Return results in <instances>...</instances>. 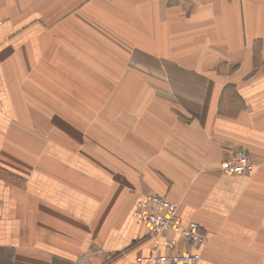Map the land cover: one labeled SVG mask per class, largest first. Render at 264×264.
I'll return each instance as SVG.
<instances>
[{"label": "crops", "instance_id": "obj_1", "mask_svg": "<svg viewBox=\"0 0 264 264\" xmlns=\"http://www.w3.org/2000/svg\"><path fill=\"white\" fill-rule=\"evenodd\" d=\"M75 5L80 19L61 21ZM0 22L5 263L142 264L156 239L132 213L154 194L201 226L200 264H264V0H0ZM94 22L148 45L146 66L114 63L121 106L99 113L96 141L77 122L88 97L69 107L60 73L78 69L85 88L108 63L61 48L59 33ZM240 151L253 171L224 176Z\"/></svg>", "mask_w": 264, "mask_h": 264}, {"label": "rangeland", "instance_id": "obj_2", "mask_svg": "<svg viewBox=\"0 0 264 264\" xmlns=\"http://www.w3.org/2000/svg\"><path fill=\"white\" fill-rule=\"evenodd\" d=\"M77 5H75L74 7H70V9H61L58 14L59 18L62 17V19L60 20L67 21V18L72 15L71 13H73L77 19H80L78 10H80L82 7L76 8ZM52 25L46 24L45 26L50 28ZM75 25L76 29L73 30V26L71 24H63L64 27L59 31L61 37V48H66L69 44L70 46H73L72 44H74L73 47H75L76 53H78L79 50L84 51L85 49L90 55L93 56V59L96 63H108L106 66V70L109 71L103 70L102 72H93V78L97 80L90 81L88 82V84L86 83L85 88H83V84L85 82H83V80H81L78 76V69H75L74 73L70 72L69 77L67 74L68 71L66 69H62V72L60 73V85L61 88L65 90L62 95L64 96L65 100H67L68 97L69 103H71L69 107H71L76 102L81 103L80 99L82 96L88 97L89 103L86 104L88 113L86 118L87 120L83 118L78 119L77 122L83 123L84 121H86L87 123H92V127L89 128V130H91L90 138L92 141H96L99 138V113L105 112L107 110V113L114 114L117 108L121 106V104L116 102V96L118 94L117 88L113 86L114 82L110 81V79L115 78V76L119 74L116 72H111L117 69V66H115L114 63L119 64L121 62L120 55L122 52L124 55V61L122 62V65L139 63L143 66H146L148 61L147 39L137 37L136 35V39L133 37L132 39H130L129 37H127L126 32L119 33L111 27L105 29L96 22L89 23V27H86V31H84V29L81 30L78 24ZM68 28L70 31L69 35L72 40H69L67 38ZM67 58L68 57L66 54H62V63L67 64ZM141 68L146 69V67ZM69 71H72V67L69 69ZM72 75L76 76V88L72 85ZM69 85L70 87H67ZM73 101L75 102L73 103ZM63 106L66 107L67 104ZM75 106L78 109L82 108L84 105L77 103ZM52 121L57 122L60 125L61 129L66 128L62 126L64 122L68 123V121L62 118L58 120L55 116L52 117ZM94 123L96 124L95 126H93ZM5 255L6 254H3L2 251H0V264H10L9 262H4L5 260L9 261V259L11 258H7V255Z\"/></svg>", "mask_w": 264, "mask_h": 264}, {"label": "built area", "instance_id": "obj_3", "mask_svg": "<svg viewBox=\"0 0 264 264\" xmlns=\"http://www.w3.org/2000/svg\"><path fill=\"white\" fill-rule=\"evenodd\" d=\"M253 169V159L247 152L240 151L225 160L220 171L224 176H241ZM132 215L147 225L150 236L156 239L155 253L145 258L142 264H200V249L206 243V236L198 223L184 219L178 205L164 197L148 194L137 201ZM173 236L188 243V248L176 249L177 240ZM161 240L167 242L172 253L160 251Z\"/></svg>", "mask_w": 264, "mask_h": 264}]
</instances>
